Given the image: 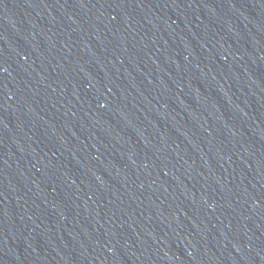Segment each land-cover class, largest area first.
Returning a JSON list of instances; mask_svg holds the SVG:
<instances>
[{
	"label": "water",
	"instance_id": "1",
	"mask_svg": "<svg viewBox=\"0 0 264 264\" xmlns=\"http://www.w3.org/2000/svg\"><path fill=\"white\" fill-rule=\"evenodd\" d=\"M0 264H264V0H0Z\"/></svg>",
	"mask_w": 264,
	"mask_h": 264
}]
</instances>
